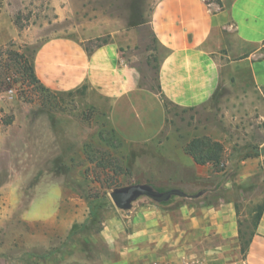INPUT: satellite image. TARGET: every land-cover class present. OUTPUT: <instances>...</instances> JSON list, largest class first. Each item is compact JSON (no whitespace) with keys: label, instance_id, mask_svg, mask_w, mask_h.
Segmentation results:
<instances>
[{"label":"crops","instance_id":"crops-1","mask_svg":"<svg viewBox=\"0 0 264 264\" xmlns=\"http://www.w3.org/2000/svg\"><path fill=\"white\" fill-rule=\"evenodd\" d=\"M50 1L69 16L71 0ZM27 2L0 0V47L38 42L35 26L21 30L15 21ZM131 3L129 29L111 32L106 43L88 48L91 36L65 34L39 41L35 73L52 92L88 94L132 153L154 154L164 184L188 196H140L130 209L108 211L82 242L72 235L85 221L78 218L80 198L60 186L29 196L9 169L0 183V264H264V188L253 186L257 177L264 181V0H154L147 15L138 0ZM142 30L157 46L154 86L130 53ZM210 104L215 111L206 117ZM171 106L192 110L195 122L172 125ZM203 136L224 145L223 170L185 151ZM251 203L262 207L253 233ZM242 240H250L245 251Z\"/></svg>","mask_w":264,"mask_h":264},{"label":"rangeland","instance_id":"rangeland-1","mask_svg":"<svg viewBox=\"0 0 264 264\" xmlns=\"http://www.w3.org/2000/svg\"><path fill=\"white\" fill-rule=\"evenodd\" d=\"M131 1L71 0L69 16L62 18L50 0H28L16 13L15 21L21 30L35 26L38 42L60 34L76 39L91 36L86 45L92 48L105 39L110 40L111 32L129 29L127 17L131 13ZM138 1L141 11L147 15L154 0ZM100 31L104 32L102 36L95 35ZM38 42L11 41L0 47V183L8 179L7 171L13 169L16 177L12 183L28 187L29 196H33L31 190L52 186L66 189V196L74 192L80 198L78 218L85 221L76 223L72 235H78V241L83 242L84 235L99 230L108 211L119 209L110 195L115 188L149 184L163 192L179 187L164 184L160 178L164 175L160 166L163 164L156 162L154 154L132 153L124 139L113 131L106 112L92 105L84 91L56 93L30 80L25 70ZM156 48L152 34L142 30L141 42L130 52L135 54L133 58L149 78L146 83L152 86L155 85ZM226 90L219 89L221 93ZM214 106L206 107V117L213 114ZM169 113L172 125L177 127H186L187 122L193 124L196 120L195 115L189 118L192 110L171 106ZM225 154L223 162L215 167L218 171L226 166ZM4 156L10 162H3ZM253 186L264 188V181L257 177ZM259 205L251 203L246 209L248 231L253 228L252 212ZM67 207L64 203L62 209ZM61 264L84 262L63 259Z\"/></svg>","mask_w":264,"mask_h":264},{"label":"trees","instance_id":"trees-1","mask_svg":"<svg viewBox=\"0 0 264 264\" xmlns=\"http://www.w3.org/2000/svg\"><path fill=\"white\" fill-rule=\"evenodd\" d=\"M16 24H18L17 21H16ZM107 41L108 39H105L103 40V43L104 42L106 43ZM25 71L28 74V77L30 78V80L34 84L39 85L41 88L47 89L44 85H42V83L40 82V80L38 79L35 73L33 59L30 64L29 63L27 64ZM185 110H188V109H185ZM113 131L116 132L114 129ZM184 149L188 154H190L194 158V160L198 164L212 163L215 167L219 166L223 162L224 153H225L224 145L219 141H214L211 137H208V136L194 137L192 140H190L186 144ZM261 211H262V207L261 205H259L253 217L254 218L253 227L256 226L258 219L261 215ZM251 232L253 233V229ZM249 241L250 240H242V250L243 251L246 250L249 244Z\"/></svg>","mask_w":264,"mask_h":264},{"label":"water","instance_id":"water-1","mask_svg":"<svg viewBox=\"0 0 264 264\" xmlns=\"http://www.w3.org/2000/svg\"><path fill=\"white\" fill-rule=\"evenodd\" d=\"M110 195L115 205L122 210L130 209L133 201L140 196H148L157 202L167 201L173 195L188 196L179 188L161 192L149 184H133L126 187L115 188Z\"/></svg>","mask_w":264,"mask_h":264}]
</instances>
